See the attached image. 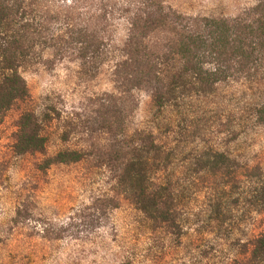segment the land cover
I'll return each mask as SVG.
<instances>
[{
	"label": "trees",
	"instance_id": "trees-1",
	"mask_svg": "<svg viewBox=\"0 0 264 264\" xmlns=\"http://www.w3.org/2000/svg\"><path fill=\"white\" fill-rule=\"evenodd\" d=\"M46 50L74 54L87 73L109 63L115 90L150 98L159 140L128 134L113 100L99 107L84 147L44 156L58 117L51 107L21 112L13 135L14 157H43L40 174L84 164L107 175L112 196L93 203L116 210L125 201L136 214L119 264L172 255L181 264H264V166L236 150L264 133V0L233 18L186 16L166 0H0V127L29 102L21 70ZM74 129L67 123L60 141ZM30 214L21 202L10 224Z\"/></svg>",
	"mask_w": 264,
	"mask_h": 264
},
{
	"label": "rangeland",
	"instance_id": "rangeland-1",
	"mask_svg": "<svg viewBox=\"0 0 264 264\" xmlns=\"http://www.w3.org/2000/svg\"><path fill=\"white\" fill-rule=\"evenodd\" d=\"M166 4L186 16L233 18L254 0H166ZM122 39V31L117 30L115 43ZM21 76L30 100L13 107L0 127V264H119L122 252L132 245L131 224L136 214L125 201L116 210L93 203L97 197L112 196L107 175L91 172L84 164L54 167L40 174L35 165L42 156L16 158L11 146L21 112L51 107L58 117L48 126L44 156L84 147L91 140L87 132L95 128L104 100L121 105L128 134L146 130L159 140L149 96L144 91L115 90L109 63L97 74L87 73L70 52L46 50L21 70ZM67 123L75 129L68 142L62 143ZM236 150L247 158L257 157L264 166V133L240 141ZM21 202L31 214L14 228L10 219ZM197 202H191V208H197ZM43 228L60 239L44 241L40 238ZM180 262L179 256L172 255L166 264Z\"/></svg>",
	"mask_w": 264,
	"mask_h": 264
}]
</instances>
